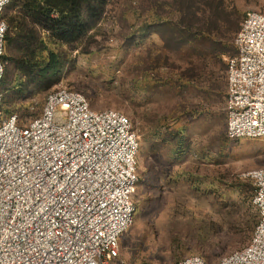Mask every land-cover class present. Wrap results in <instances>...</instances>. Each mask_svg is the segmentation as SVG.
<instances>
[{"label": "rangeland", "instance_id": "1", "mask_svg": "<svg viewBox=\"0 0 264 264\" xmlns=\"http://www.w3.org/2000/svg\"><path fill=\"white\" fill-rule=\"evenodd\" d=\"M106 1L103 20L78 48L57 49L67 61L60 75L20 90L12 81L3 111L25 126L41 114L49 92L64 88L83 94L95 112L123 114L140 151L136 213L120 239L115 264H177L191 256L218 264L252 237L247 239L244 230L247 196L254 194L247 193L252 185L245 174L264 168V140L227 139L226 65L244 16L264 15V0H197V17L206 20L210 5L220 12L212 36L219 51L210 56L204 43L196 51L177 50L170 41L163 72L170 80L179 67L181 90L155 84L151 97L142 100L133 82L160 43L156 46L155 35L148 34L141 45L138 28L155 0ZM184 75L190 79L186 89ZM48 84L53 88L47 90Z\"/></svg>", "mask_w": 264, "mask_h": 264}, {"label": "built area", "instance_id": "2", "mask_svg": "<svg viewBox=\"0 0 264 264\" xmlns=\"http://www.w3.org/2000/svg\"><path fill=\"white\" fill-rule=\"evenodd\" d=\"M10 3L0 0V17ZM6 31L0 19V82ZM234 48L226 137L264 140V15L246 13ZM139 151L123 114L95 112L70 89L50 92L25 126L0 109V264H115L136 213ZM245 178L258 223L249 243L218 264H264V168ZM177 264L206 262L191 256Z\"/></svg>", "mask_w": 264, "mask_h": 264}, {"label": "trees", "instance_id": "3", "mask_svg": "<svg viewBox=\"0 0 264 264\" xmlns=\"http://www.w3.org/2000/svg\"><path fill=\"white\" fill-rule=\"evenodd\" d=\"M197 5V0H155L146 14L141 16L138 28L142 33L140 44H143L144 36L148 34L156 35L161 42V46L152 51L157 53L156 60L151 55L146 56L149 60L143 67L144 76L148 75L147 71L152 75L153 89L157 84L164 89L170 87L169 90H181L179 67L178 73L170 75V80L166 79L168 72H163L161 76L159 74L160 69L164 71L169 67L165 53L170 41L177 46V50L181 46H191L196 51V47L199 48V44L204 43L210 49V56L219 51V42L213 40L212 36L217 30L220 12L217 8L208 6L212 14L205 20L204 17H197L200 10ZM106 6V0H11L0 17L7 25L2 57L4 73L0 82V109L3 118L16 116L6 115L3 111V103L8 98V86L12 81L17 83L16 90H20L36 82L49 83L48 80L52 77L59 76L67 61L57 49L78 48L103 20ZM140 74L141 69L139 77ZM192 80L194 79L191 78ZM189 83L190 79L184 75L183 89ZM53 86L48 84L47 90ZM177 94L180 95V92L177 91ZM252 186H247V193H254ZM253 195L247 196L248 208L243 218L246 224L244 230L248 232L247 239L253 235L258 223V214L252 204Z\"/></svg>", "mask_w": 264, "mask_h": 264}, {"label": "crops", "instance_id": "4", "mask_svg": "<svg viewBox=\"0 0 264 264\" xmlns=\"http://www.w3.org/2000/svg\"><path fill=\"white\" fill-rule=\"evenodd\" d=\"M153 42H154V44L157 46L159 43H160V45L159 46H161V42L157 39V37H156V35L155 36H153ZM156 52H154V55H151V57L153 58V59H155L156 60ZM149 59H147V61H148ZM142 65H144V64H142ZM148 72V75L147 76H144L143 75V73H144V68L142 67L141 68V74H140V77H139V79H138V82L136 83V81L134 80V87L136 88H138V90H139V97H140V99L142 100V99H145V97L147 98V96L150 98L151 97V95H152V91H153V86H152V82H151V80H152V75H151V73L149 72V71H147ZM159 74H160V76L163 74V71L160 69L159 70ZM156 79H154V81H155ZM133 83H132V79L130 80V87H132L133 86ZM139 86H138V85ZM163 89V87H162V85H160V86H158L157 87V84H156V89Z\"/></svg>", "mask_w": 264, "mask_h": 264}]
</instances>
